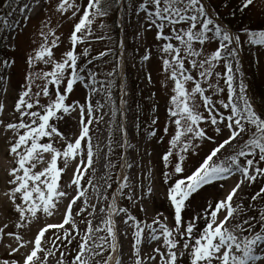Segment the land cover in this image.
<instances>
[{
    "label": "snow or ice",
    "instance_id": "1",
    "mask_svg": "<svg viewBox=\"0 0 264 264\" xmlns=\"http://www.w3.org/2000/svg\"><path fill=\"white\" fill-rule=\"evenodd\" d=\"M229 2L226 0L225 7ZM38 3L40 0H0L7 9L0 15V39L6 41L9 36L3 33L15 32L21 19L26 23ZM44 3L51 5L61 19L75 22L67 37L69 48L59 58L54 50L61 44L57 32L62 25L53 26L51 16L41 22L40 43L25 58L24 83L16 95L12 119L0 118L5 158L10 164L4 170L3 181L16 216L14 229L23 230L57 213L61 221L45 222L28 240L22 231L6 232L8 223L0 226V242H14L6 245L7 256L0 257V264H49L50 258L55 264H112L117 253L120 255L115 264H124L119 237H129L127 230L118 234L116 217H122L121 222L131 229L133 264H264V186L247 198L241 192L244 187L264 183V109L254 105L241 72L245 48L256 63L264 56V25H244L233 30L210 9L208 0ZM255 3L256 0H237L236 10L243 13ZM114 6L121 13L118 26L122 31L125 14H134L145 32H153L154 44L146 48L142 61H150L155 53L163 77L161 86L169 90L168 123L162 129L163 135H158L156 129L158 117L151 120L147 135L166 143L161 154V174L172 210L171 226L163 213L150 221L146 216L138 218L117 200L127 199L145 212L139 202L152 196L150 185L137 199L127 174L107 175L103 195L94 182L98 145L93 144L92 126L103 120L101 113L109 101L114 117L125 115L115 106L112 92L115 77L123 67V41H118L120 60L107 59L115 55L112 48L90 55L93 42L108 39L96 36L93 25L98 19L107 18ZM17 15L21 19H13ZM99 27L103 29L104 23ZM80 46H84L82 51H78ZM11 49L15 51L14 46ZM96 61L113 63V67L104 72ZM14 63L0 57V67ZM147 78L151 83L150 74ZM4 80L5 76L0 75V81ZM76 86L86 89L83 102L71 98ZM120 92L122 105L123 95L127 94L122 83ZM155 110L153 105L152 111ZM4 113L5 105L0 102V117ZM66 117L74 121L77 129L70 135L61 129V124L67 123ZM113 127L121 135L119 139L109 138L106 171L112 172L117 166L131 169V163L111 160L113 145L133 147L128 143L126 126L113 122ZM205 144L211 146L200 156ZM198 156L199 160L189 167L188 161ZM120 161H126V155H120ZM69 167H73V175L63 185L62 173L66 174ZM233 177L237 182L223 198H213L196 211H187L195 195L206 186L223 190L224 182ZM109 189L113 191L109 193ZM90 190L95 204L89 203ZM65 200L68 203L61 212L60 205ZM97 204L103 205V215L93 227V221L85 214L94 217ZM145 246L151 251L144 252Z\"/></svg>",
    "mask_w": 264,
    "mask_h": 264
},
{
    "label": "rangeland",
    "instance_id": "2",
    "mask_svg": "<svg viewBox=\"0 0 264 264\" xmlns=\"http://www.w3.org/2000/svg\"><path fill=\"white\" fill-rule=\"evenodd\" d=\"M213 2H221L222 0H210ZM236 1L237 0H233ZM56 3V0H52V5ZM250 9V8H249ZM1 10L7 11L6 8L2 7ZM30 19L25 23L17 15L13 19H21L20 25L16 28V31L9 34L7 32L3 35H8L9 38L5 41L0 39L1 44L6 48L3 49L2 58L14 60L15 63L10 67H1L5 73V80L0 81V84H5V89H7V95H3L5 100L3 101L6 106L5 113L3 118L6 120L12 119L13 104L17 93L21 90V87L24 83V74H25V58L31 52V50L40 43V38L38 36V30L41 26V22L45 20L48 16L52 17L53 26L60 24L57 34L61 36V44L58 49H55V55L59 58L63 51L69 48V42L67 37L69 36L74 22L73 20L64 18L61 19L58 14H55L51 5H46L44 0H40V3L36 4L31 13H29ZM121 13L119 9L114 6L107 18L103 20H97L93 25V30L96 36H106L108 39L93 42L91 44V56L97 55L100 51L106 50V48H112L113 52L116 54L113 56L107 57L110 62L120 60L119 45L116 50V45L118 41H123V59L121 61L123 67L119 69V75L115 77V81L112 87L113 99L116 101L117 107H120V111L125 115L114 117L112 115V102L109 101L108 104L102 110L103 120L100 124L92 126V140L94 145H98L96 151L97 156L94 157L93 167L96 169L95 172V184L99 186L101 195L104 193L107 175L120 176L127 174L130 177L131 184L135 190L136 198L138 199L140 194L150 185L153 188V193L150 198H146L139 203L145 209V212H140L136 204H130L127 199L121 200L120 197H117V200L120 201L122 206L128 207L132 214L136 215L138 218H144L145 216L150 221L158 213H163L164 216L168 217L167 223L171 226L172 224V210L169 207L167 198H166V186L162 182V163H161V154L164 152L166 143L157 142L155 138H149L147 135L148 126L151 123V120L155 117H158V122L156 129L158 135H163L162 129L168 123L167 118V106L169 98V90L161 86L163 77L160 71V62L153 52V57L148 62L142 61V56L145 54L146 48L153 46V32H145L140 25L136 22V17L134 14L129 15L125 14L123 19V31L118 26L120 21ZM114 20H116V25H114ZM252 20L250 27L255 28L258 25H264V0H256L254 6L251 7L250 13L246 16V22ZM131 21V22H129ZM100 23H104L105 27L101 29L99 27ZM250 24V23H249ZM249 26V25H248ZM2 27V25H0ZM119 27V28H117ZM118 30V37H115V31ZM139 34V37H138ZM15 37L14 39L12 37ZM33 40L36 43H33ZM11 46L15 47V51H12ZM84 46H80L78 51H82ZM214 48L215 46H211ZM245 52L248 55V64L247 66L250 69L251 80L249 79L248 73L244 71L243 62L241 58V72L243 73L245 82L247 86L251 87L252 84H259V80H263L261 89L259 85L257 86V91L254 93L253 100L255 106L260 109H264V56L259 58V63H256V58L249 54L247 48ZM84 61L82 60L81 63ZM245 63V61H244ZM95 64L100 65L104 72H107L113 67V63L107 65L103 64L102 61H96ZM246 65V64H245ZM89 67H92L90 65ZM218 71H223L222 68L217 69ZM248 80L246 79V75ZM151 75V83L148 80V75ZM254 77V81H252ZM103 79V76L100 77ZM124 88V91L127 93L123 95L124 103L121 105L120 98L122 93L120 92V85ZM223 83V81H221ZM117 85V87H116ZM170 88V86H169ZM261 90V91H260ZM87 92L81 86H76L74 93L71 94V98L74 100L84 101ZM154 94V95H153ZM115 95V97H114ZM96 99H100V96H97ZM103 103L104 101L101 100ZM153 105L156 106L155 112L152 111ZM67 123L61 124V129L65 134H72L77 131L74 121L66 117ZM113 122H119L127 128V140L128 143L133 147L131 148H120L116 145H113L114 152L111 154V160L113 163H131L133 167L128 169L125 167L121 169L117 166L112 172H107L105 168L106 164V153H108V144L109 138L117 137V131L113 127ZM1 129V128H0ZM2 135V133L0 132ZM226 134V133H225ZM167 139V138H165ZM211 145L205 144L203 149L200 152V156H203L205 152ZM120 155H126V161H120ZM198 157H193L188 161V166L191 167L199 160ZM62 166V165H61ZM1 167L4 169L10 167L8 160L5 158V143L0 142V171ZM42 167V166H41ZM74 167V166H73ZM73 167H69L66 170V174L62 173L61 183L66 185L70 182L73 175ZM237 182V178L233 177L232 179L224 182L225 187L221 190L218 186H206L199 194L195 195L191 205L188 208V212H194L201 206L205 204L206 201L213 198H223L232 187H234ZM264 186V183H256L251 187H244L241 192L247 197H250L258 190L259 187ZM116 185L113 184V189ZM109 189V193L113 191ZM241 193H238V196ZM89 203L95 204L96 200L93 197L91 190L89 191ZM246 197V198H247ZM68 203L65 200L60 207V211H64L65 205ZM102 204H97L96 215L87 216V219L93 221V227L101 222L102 215L100 213V207ZM79 205L74 206V212L77 210ZM91 211V209H89ZM79 217L77 221L79 222ZM116 223L118 226V234L121 231L127 230L128 239L124 236L119 237L120 246H122L123 252V261L124 264H133V259L130 257V244L131 241V229H127V226L124 225L121 220L122 217H116ZM61 221V216L58 213L57 218L49 223H59ZM45 223V220L42 219L39 222H33L32 225L26 226L23 230L12 228L11 231H22L23 238L28 240V238L33 237V230L37 227H42ZM81 228L84 225H80ZM32 231V232H28ZM51 235V232L48 233ZM12 240L5 239L3 242H0V248L3 245L6 247L7 243ZM5 251V250H4ZM151 249L147 246L144 247V252H150ZM58 255V254H57ZM120 253H117L113 256L112 264H115V260L118 258ZM49 264H55V261L50 258Z\"/></svg>",
    "mask_w": 264,
    "mask_h": 264
},
{
    "label": "bare ground",
    "instance_id": "3",
    "mask_svg": "<svg viewBox=\"0 0 264 264\" xmlns=\"http://www.w3.org/2000/svg\"><path fill=\"white\" fill-rule=\"evenodd\" d=\"M25 2H28V0H25ZM32 2L35 3V0H32ZM0 75L5 76V73H4L3 69H1V67H0ZM4 89H5V84L4 83L0 84V102H3L5 100V98H4L5 95H7V92L5 94ZM3 95H4V97H3ZM5 109H6V106H5ZM0 118H3V117H0ZM0 132L2 133V135L0 134V142L4 143L5 136H4L3 128L0 129ZM9 135H10V133H9ZM4 170L5 169L3 167H1V171H0V226H3L5 223H8L9 227L5 231L10 232L13 228L12 222L16 219V216H15L14 212L12 211L11 204H10L7 196L5 195V192L7 191V189H6V186H5L4 181H3V177L5 174ZM60 207H62V204L60 205ZM57 216H58V213L54 216L55 219L57 218ZM54 217L47 218L45 222H47V223L51 222L54 219ZM96 217H97V215H96ZM37 228H39V227H37ZM37 228H35V230H33V228H32V231H34L33 236L35 235ZM32 231H28V232H32ZM31 238H28V239H31ZM10 243L14 244L13 241H10ZM7 244H9V242ZM28 247L30 248L31 245H29ZM26 250L27 249H21L22 252H24ZM6 256H7L6 247H4L2 245L0 248V257H6ZM17 258H19V254H17Z\"/></svg>",
    "mask_w": 264,
    "mask_h": 264
},
{
    "label": "trees",
    "instance_id": "4",
    "mask_svg": "<svg viewBox=\"0 0 264 264\" xmlns=\"http://www.w3.org/2000/svg\"><path fill=\"white\" fill-rule=\"evenodd\" d=\"M1 5V4H0ZM2 49L1 45H0V50Z\"/></svg>",
    "mask_w": 264,
    "mask_h": 264
}]
</instances>
